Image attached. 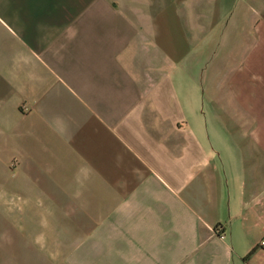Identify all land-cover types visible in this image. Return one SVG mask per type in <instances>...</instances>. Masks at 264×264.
Returning a JSON list of instances; mask_svg holds the SVG:
<instances>
[{"label":"crops","instance_id":"obj_1","mask_svg":"<svg viewBox=\"0 0 264 264\" xmlns=\"http://www.w3.org/2000/svg\"><path fill=\"white\" fill-rule=\"evenodd\" d=\"M229 33L218 150L197 82ZM0 236L38 264H264V0H0Z\"/></svg>","mask_w":264,"mask_h":264},{"label":"rangeland","instance_id":"obj_2","mask_svg":"<svg viewBox=\"0 0 264 264\" xmlns=\"http://www.w3.org/2000/svg\"><path fill=\"white\" fill-rule=\"evenodd\" d=\"M237 34L229 33L225 37L218 36V40L212 44L213 47H210L208 50L201 51L200 60L206 61V63L201 67H204V74L206 73V68L210 69L212 66H215L216 70V79L213 82L207 84L206 80L200 78L197 82V89L199 92V107L200 113L198 115L199 123V132L207 134V129L215 139L216 149L221 150L222 144L221 139L229 137L227 133L223 134V131L219 125V120L216 117V114L211 110V104L206 101V97H203L202 92L206 95V89L214 90L221 87L222 75L224 68L229 67L228 63L225 66L222 64V59L224 56L232 53L234 55V50L230 49L231 43ZM211 62L210 64L207 63ZM231 67L233 64L230 65ZM236 90H241L242 82L236 80L233 82ZM213 88V89H212ZM241 114L238 110L231 109V121L237 122ZM231 152H237L233 147L234 144H231ZM34 239V237H33ZM32 236H0V264H38L39 259L46 260V257H41L40 250L38 248L37 242H34Z\"/></svg>","mask_w":264,"mask_h":264},{"label":"built area","instance_id":"obj_3","mask_svg":"<svg viewBox=\"0 0 264 264\" xmlns=\"http://www.w3.org/2000/svg\"><path fill=\"white\" fill-rule=\"evenodd\" d=\"M260 245L264 246V237H263L262 240L260 241Z\"/></svg>","mask_w":264,"mask_h":264}]
</instances>
